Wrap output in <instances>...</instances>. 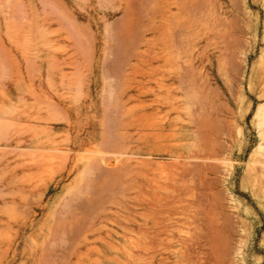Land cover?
Here are the masks:
<instances>
[{
    "label": "rangeland",
    "instance_id": "374dc122",
    "mask_svg": "<svg viewBox=\"0 0 264 264\" xmlns=\"http://www.w3.org/2000/svg\"><path fill=\"white\" fill-rule=\"evenodd\" d=\"M128 1L0 0V264H264V181L252 161L264 140V0H205L183 56L172 51L183 73L132 80L103 71L105 56L125 62L153 35L145 16L128 34L153 1ZM162 82L177 108L163 103ZM126 88L133 98L117 108ZM208 149L220 157L196 156ZM198 160L217 161L204 177L211 199L201 193L202 212L177 215L157 243L140 231L153 221L146 205L195 185ZM89 194L101 203L82 204ZM72 214L100 228L78 249L86 232Z\"/></svg>",
    "mask_w": 264,
    "mask_h": 264
},
{
    "label": "bare ground",
    "instance_id": "6f19581e",
    "mask_svg": "<svg viewBox=\"0 0 264 264\" xmlns=\"http://www.w3.org/2000/svg\"><path fill=\"white\" fill-rule=\"evenodd\" d=\"M152 1H153V4H151L150 9L148 8L149 9V11H147L148 13L147 12L145 13L147 15H145V14L143 15L142 14L141 17H140L141 20L140 19L139 20L138 19L137 20H131V22L129 24V27H128V29L130 31L129 32L127 31L128 34L130 32L133 34L134 31L132 32L131 30H133V29L138 30L139 28L142 27V25L144 26L145 25L144 22H146V21H143V17L145 16V18L148 17V19H149V22H146V23H148V24H146V25H148V28H146V29L147 30H151V32L153 33L152 37L150 39H146L145 41H143L144 38L141 37L142 40L140 38L139 40H137L138 42H136V38H138L137 34L139 33V36H140V31H138V32L136 31L137 34L135 33V36H137V37L134 36L135 39L133 40L134 42H136V43L133 44L135 46H133L131 44V42L129 41L130 42L129 44H131L133 46V48L130 45L129 46L130 49L129 50L127 49L129 51V55H126L127 53L125 52V55H126L125 57H127V60L125 59L126 61L124 62L123 59L121 61L120 60L121 58H119V62L121 61L123 63L122 65H125V68L123 70L120 69V68H123V66H121V64H119L117 58L113 59L114 61L113 60L110 61L111 59H106L105 60V57H106L105 56L104 57V61H105L106 65H104V66H106V68L104 66L103 67L106 70L104 69L103 71L107 72L108 71L107 68H109V69L113 70L114 72H118V71H119L118 73H122L123 72V74L125 73V79L126 80L135 79L136 78V74L135 73H150L151 76H153V75H155L157 73H173V72L174 73H183V71L181 69V64H177V62H175V64H176L175 68H173L171 66V64H174V63H172V61H173L172 51H173L174 48H176L177 51H178V57L183 56V53L185 52V49H184V34H185L186 31H188V29H192V28L197 26L198 21L200 20V16L202 15V11H204V12L206 11V9H204V4H202V3L205 2V0H203V2H202V0H152ZM121 2H122V0H121ZM148 2H150V0H148ZM148 2L146 1V3H148ZM134 3L136 4V0H135ZM142 3H144V2H142ZM127 4H128L129 8H135V9L137 8L136 7L137 4H136V6L132 5L133 1H131V0H129L127 2ZM146 5H148V4H146ZM132 6H134V7H132ZM205 6H206V4H205ZM127 10H129V9L127 8ZM125 14H126V12H125ZM129 14L131 15L132 12H130ZM138 14H139V12H137L136 16ZM132 16H133V14H132ZM126 18H128V17L126 16ZM126 18L124 20V23L127 20ZM133 18H136L135 15H134ZM199 22H201V21H199ZM124 23L122 24V30L123 31L120 32L121 36L122 35L123 36L126 35L125 32H124L125 28L123 29V26L125 25ZM146 25L144 27H147ZM237 25L240 26V28L243 27V29H244V25L241 26V24H239V23ZM224 26H225V23H224ZM144 27H142V28H144ZM246 28L244 29V31H246ZM235 29L237 30V28H235ZM220 30H221L220 32L216 31L217 34H219V33L221 34V32L223 30L222 27L220 28ZM239 30L241 31L242 28L239 29ZM123 32H124V34H123ZM230 32H237V31H231L230 30ZM241 32H243V30ZM237 34L238 33H236V35ZM123 36L121 37V39H123ZM238 36L233 35L232 39L236 40V38H234V37H237V40L239 42L241 40V38L238 37ZM229 37H232L231 34H229ZM89 39L91 40V38H89ZM108 39H107V42H109ZM237 40L235 41L236 44H240V43L237 42ZM126 41H127V39H126ZM126 41L124 40L123 43L124 44L127 43ZM139 41L141 43L143 41V43H146L147 45H149V47L147 49V52H149L148 54L144 51L146 49L140 50L139 48H137L139 46V44H141ZM91 43H93V42H91ZM91 45L92 44H90V47H91L90 49H92ZM108 47L111 48V46H107V48ZM106 51H105V54L107 53ZM91 54L92 53H90V55ZM90 57L92 58V55ZM116 60H117L118 63H116ZM107 61H110V63H107ZM124 63H126V64H124ZM108 64H110V65H108ZM112 64H114V65L118 64V66H120V68L117 65H116L117 67L115 68ZM110 66H112V67L110 68ZM116 69L117 70L119 69V70L115 71ZM113 71H112V73H114ZM110 73H111V71H110ZM168 77L170 78V75H168ZM130 86H131V84L129 85V87ZM160 88H163V89L167 90V96L164 98L163 103H165L167 105H171L172 109L177 108V106H176L177 97L172 95V85L162 82V83H160ZM128 90L129 89L126 88L123 91L122 97L120 96V99L121 98L122 99L120 101V104L117 105V108L119 107V108L123 109L124 107L122 108V106H126L125 104L128 103V101H130L133 98V95L129 94ZM125 96H127V98H124ZM117 108H116L117 111H121L120 109L118 110ZM126 109H125V112L127 111ZM122 112L124 113V110ZM256 115L258 117L259 125L263 126L264 125V104L259 106ZM123 121H121V123ZM207 122H210V120L208 121V119H207L206 123ZM212 122H213V120H212ZM204 123H205V121H204ZM128 124H129V122H128ZM207 125L209 126L210 124L207 123L206 125H204V127L207 126ZM214 127H211V128L213 129ZM211 128H208V129L211 130ZM213 130L215 131V129H213ZM261 135H262V137L264 139V129L262 130ZM205 136H206V134H205ZM206 137L211 138L210 134H209V136H206ZM203 139L205 140V138H203ZM207 141H209V139ZM211 141L215 142L214 140H210V142ZM212 142H211V144H214ZM205 143L206 142H204V144ZM206 145H204V146H206ZM217 145H219V144L217 143ZM221 145H222V143H221ZM208 146H207L208 148H211L210 145H208ZM223 146H224V144L221 147H223ZM225 146H227V144ZM263 149H264V140H263V142L261 141V143H259V146H257L255 148L254 152H252L253 153L252 154V161L254 159L259 161V165L257 167L258 169L256 170L257 171L256 174L258 173V176L261 178V180L264 181V152L261 151ZM213 150H215V148ZM207 151H209V149ZM210 152L211 151L208 152L209 154L206 152L207 154L205 153V156L204 155L200 156L199 154L196 155V156L198 158L202 157L204 159H212V160H216V159H218L220 157V156H218V158H217L216 155H218V153H220L221 151H217L214 154L210 153ZM222 153H223V151H222ZM260 153H262L261 157L257 156V154H260ZM208 161L199 162V160H198V164L202 165V168L200 166H199L200 169L196 167L198 169V172H195V173H197L196 174L197 176L196 175H195L196 177L192 176L193 177L192 181L195 183V185H193L191 187H187L184 190L180 189V188L178 190V188H177V189H175L173 191V193L172 192H166L165 194L159 196L157 199H155L153 201H150L149 205H146V207L152 208L151 212L153 214V216H152L153 221H152V223L149 226H146L145 228L140 227V231H148L149 229H151V232H153V237H155L157 239L156 242L158 243L159 239H160L159 237H161L162 233H167L168 231H173L174 230L173 226H175V224L179 221V219H178L179 216H177V215L188 214L187 216H192V217L196 218L202 212V210L200 208L201 207L200 206V202H198V200L200 198L199 196L201 195V193L205 194L203 192L204 188L209 190L208 186L205 187V184H204V180L205 179H204V177L205 176L208 177L207 174L210 173L209 171H212L214 169L215 170L214 172H216L217 169H218L216 167V165H217L216 162L217 161L215 163L208 162ZM200 163H202V164H200ZM97 168L100 170L101 173H106V171H107V169H104V167H102L100 165ZM258 176L256 175V178ZM96 180L99 181L98 178H96ZM206 183H209V180H207ZM207 185H209V184H207ZM207 194H205V195H207ZM207 196H209V195H207ZM212 197H214V196H212ZM128 198H129V200H133L134 199L131 195H129ZM197 198H198V200H197ZM206 198L208 199V197H206ZM206 198H205V200L207 201ZM210 199L211 198L209 196V200ZM217 199H218V197H217ZM118 200L120 201V199H117V201ZM81 202H82V204L86 203L85 205H87L88 208H90L91 206H93L96 203H101V199L98 198L95 195L89 194ZM120 202H118V203H120ZM209 202L211 203V201H209ZM70 221L74 222V223H77L78 227L80 226L83 229V232H86L85 237L83 238L84 242L83 243L82 242H78V245H77L76 249H78L79 247H81V246L86 244V242L88 241L87 240L88 239V232L96 233L100 229L99 227L95 226L96 224H90V225H87V226H82L80 224V219H79V217L76 214L70 215ZM213 227L214 226L211 225L210 228H213ZM200 229L206 235H213V233L211 234L210 231H206L203 228H200ZM54 230L55 229L53 228L52 231H54Z\"/></svg>",
    "mask_w": 264,
    "mask_h": 264
}]
</instances>
